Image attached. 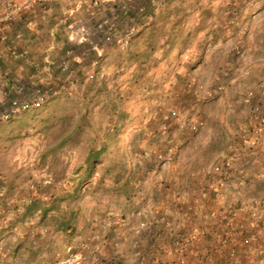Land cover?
Returning a JSON list of instances; mask_svg holds the SVG:
<instances>
[{"label": "rangeland", "instance_id": "rangeland-1", "mask_svg": "<svg viewBox=\"0 0 264 264\" xmlns=\"http://www.w3.org/2000/svg\"><path fill=\"white\" fill-rule=\"evenodd\" d=\"M195 1L201 4L194 33L217 24V32L234 36L204 42L209 50L193 57L191 72L149 69L127 86L123 82L137 64L127 51L109 61L113 78L103 75L93 86L68 84L46 104L0 120L2 252L9 256L20 242L45 247L52 236L82 251L87 261L116 264L108 263L103 248H121L130 212L146 201V187L178 144L173 163L179 160L180 171L193 177L197 164L214 162L211 175L223 179L234 199L236 216L220 223L222 230L212 235L216 245L201 252V264H264V0ZM202 40L193 42L199 50ZM97 58L99 66L107 64L106 57ZM172 101L191 107L181 132L184 118H159L183 112ZM192 118L203 122L197 130L190 129ZM104 146L89 169L88 155ZM216 165L222 170L214 171ZM162 179V187H170L168 178ZM96 233L99 242L93 240Z\"/></svg>", "mask_w": 264, "mask_h": 264}, {"label": "crops", "instance_id": "crops-1", "mask_svg": "<svg viewBox=\"0 0 264 264\" xmlns=\"http://www.w3.org/2000/svg\"><path fill=\"white\" fill-rule=\"evenodd\" d=\"M200 4L195 0H38L33 10L0 26V109L16 96L29 98L39 84L60 92L70 84L81 87L84 76L87 72L92 75L94 69L100 76L96 84L103 75L109 78V61L115 62V55L127 51L128 60L137 62L123 82L127 86L141 81L149 69L154 73L170 68L174 73L177 68L191 72L193 57L202 54V49L204 53L209 50L204 48V42L234 36L231 32H217V24L208 32L198 27L194 33V26L199 24L195 10ZM131 27L135 28L133 39L126 49H121L117 40ZM201 39L203 47L199 50L193 42ZM98 55L106 57L107 64L99 66ZM183 57L189 58L186 63L181 62ZM64 64L69 65L68 71L62 70ZM176 102L180 108L190 107L186 101L173 103ZM178 161L161 162V172L146 187V201L136 203L127 227L122 228L121 244H117L121 248H103L108 263L201 264V252L216 245L212 235L222 230L220 223L233 221V194H226L223 179L214 172L211 175L214 162H204L202 168L201 162H196V176L190 177L180 171L184 167ZM162 176L168 178L170 187L163 188L159 183ZM142 210L148 211L141 213ZM187 236L192 237V243L179 244ZM48 238L45 247L20 242L10 257L0 248V264H59L67 257L69 246L66 248L60 239Z\"/></svg>", "mask_w": 264, "mask_h": 264}, {"label": "built area", "instance_id": "built-area-1", "mask_svg": "<svg viewBox=\"0 0 264 264\" xmlns=\"http://www.w3.org/2000/svg\"><path fill=\"white\" fill-rule=\"evenodd\" d=\"M38 0H0V26L6 23L13 21L18 15L23 12L31 11L36 7ZM135 34V28L131 27L127 32H125L121 37L117 40L121 49H126L133 36ZM4 39H8L7 36H4ZM108 40H111V37H107ZM11 42H15V39H9ZM69 65L64 64L62 66L63 71H68ZM66 89V86L61 88V92ZM60 89H55L52 86L47 85H37L34 88L32 95L29 98L22 97H14L10 100L7 107H5L0 114V120H11L13 118L21 116L23 113H26L32 109H36L42 106L49 97L61 93ZM191 108L186 107L183 112L180 110H172L166 116V121L177 119L182 120V117L190 113ZM184 115V116H183ZM186 117V116H185ZM184 117V119H185ZM187 120H182L180 123V132L185 128ZM190 129L197 130L203 122L196 120V118H192L188 121ZM167 129L166 126L164 128ZM184 134V133H183ZM182 135V133H181ZM179 151V145L172 146L167 155L166 161L171 163L175 160ZM222 167L216 165L214 167V171H221ZM148 210H142L141 213ZM118 215V214H117ZM116 222L121 221V217L117 216L114 218ZM109 223V222H108ZM104 229H106V225H103ZM100 235L96 233L93 235V240L95 242H99ZM137 243V242H136ZM192 243V237L187 236L182 241H179V244L187 246ZM99 245L96 244V249H99ZM87 261V256L83 254L82 251L76 250L74 247H69L68 255L59 264H82Z\"/></svg>", "mask_w": 264, "mask_h": 264}, {"label": "trees", "instance_id": "trees-1", "mask_svg": "<svg viewBox=\"0 0 264 264\" xmlns=\"http://www.w3.org/2000/svg\"><path fill=\"white\" fill-rule=\"evenodd\" d=\"M111 40H112V39H111ZM90 74H91V72H89V73L87 72L86 76H84V78H83L84 81H82L81 84H83V85L85 86V85H87V83L89 82V84L92 83V84H90V85L93 86V84L95 83V80L97 79V77L100 78V76L98 75V71H97V69H94L92 75H90ZM85 79H86V80H85ZM65 92H66V91H65ZM62 93H63V92H61V93H59V94H56V95H54V96L49 97V98L47 99V101L45 102V104H46L48 101H50V100H52V99H54V98H56V97H59ZM32 110H33V109H32ZM159 118L162 119L163 117L161 116V117H159ZM105 150H106V146L100 148L99 150H93V151L88 155V157H87V163H88V168H89V169H91V167H93L94 162L97 161V159L99 158V156L101 155V153H102L103 151H105ZM61 226H62V227H66V226H63V225H61Z\"/></svg>", "mask_w": 264, "mask_h": 264}]
</instances>
